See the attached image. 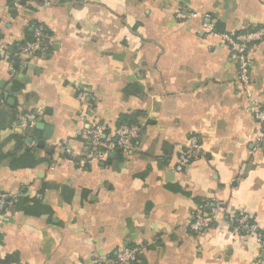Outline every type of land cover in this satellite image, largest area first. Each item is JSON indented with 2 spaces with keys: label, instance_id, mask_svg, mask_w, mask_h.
Instances as JSON below:
<instances>
[{
  "label": "crops",
  "instance_id": "crops-1",
  "mask_svg": "<svg viewBox=\"0 0 264 264\" xmlns=\"http://www.w3.org/2000/svg\"><path fill=\"white\" fill-rule=\"evenodd\" d=\"M51 1L0 0V192L19 197L0 213V264H116L124 247L141 249L135 264H264L233 224L245 211L264 226V132L249 113L264 103V39L249 84L222 40L264 29V0ZM191 11L213 33L177 19ZM37 25L50 49L14 63ZM96 119L141 132L130 152L81 166ZM192 135L197 159L177 173ZM218 206L195 233L197 212Z\"/></svg>",
  "mask_w": 264,
  "mask_h": 264
},
{
  "label": "built area",
  "instance_id": "built-area-1",
  "mask_svg": "<svg viewBox=\"0 0 264 264\" xmlns=\"http://www.w3.org/2000/svg\"><path fill=\"white\" fill-rule=\"evenodd\" d=\"M31 1V0H18V2ZM44 6L48 7L52 4L51 0H38ZM204 18L207 22L203 24V29L209 33H213L215 27V21L209 19L207 15H201L197 11H191L189 13H181L177 15L179 20H194ZM264 39V29L260 28L256 31H250L240 33L236 35H223V42L230 48L231 57L237 66L238 81L243 84H249L251 82V60L249 53L251 47L258 41ZM50 47V36L46 29L42 25H37L34 28L33 39L19 46L16 51V56L24 55H39L45 54ZM4 50V47L0 45V51ZM91 95L87 91H83L78 95V99L81 102H85ZM250 115L261 126L264 132V103L259 101H253L249 109ZM36 121V115L31 114L22 118V123L26 127H32ZM141 132V128L138 125H130L122 123L116 127H112L109 122H102L100 120L91 121L88 124L87 129V146L80 154L79 163L81 166L89 165L94 160L105 161L112 152L116 150H122L130 152L133 149L134 142L137 140ZM264 136L256 137V140L262 141ZM201 143L200 139L196 135H192L187 140L183 147L182 153L179 156L178 164L176 166V172L182 173L188 167H190L197 159V155L200 151ZM62 148L71 154V149L68 145H62ZM19 201V197L15 193L0 192V213L6 212L12 208ZM219 213H225V210L221 207L210 208L208 212L198 211L195 215L194 222L191 225V229L195 233H200L203 229H209L214 217ZM233 224L238 234L250 235L252 234L255 240L260 245L264 252V226L260 227L252 219V216L245 211L238 212L233 216ZM141 249L138 247H124L116 256V264H135ZM94 264H109L105 260H100Z\"/></svg>",
  "mask_w": 264,
  "mask_h": 264
},
{
  "label": "water",
  "instance_id": "water-1",
  "mask_svg": "<svg viewBox=\"0 0 264 264\" xmlns=\"http://www.w3.org/2000/svg\"><path fill=\"white\" fill-rule=\"evenodd\" d=\"M40 127V126H39ZM48 130V129H47ZM49 139L48 137V133L45 135L44 139L42 141H40V143L38 144V147H42L44 148L46 145V141Z\"/></svg>",
  "mask_w": 264,
  "mask_h": 264
},
{
  "label": "trees",
  "instance_id": "trees-1",
  "mask_svg": "<svg viewBox=\"0 0 264 264\" xmlns=\"http://www.w3.org/2000/svg\"><path fill=\"white\" fill-rule=\"evenodd\" d=\"M49 49H50V47H49ZM48 49V50H49ZM44 54H39V55H36V56H43ZM17 59H19V58H17V56L14 54L13 55V60H14V63H17ZM86 103V102H85ZM86 104H89L88 102L86 103ZM121 124V123H120ZM126 124V123H125Z\"/></svg>",
  "mask_w": 264,
  "mask_h": 264
}]
</instances>
